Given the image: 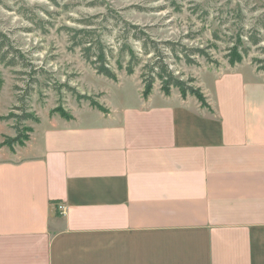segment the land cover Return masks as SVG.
I'll return each instance as SVG.
<instances>
[{
    "label": "crops",
    "instance_id": "obj_1",
    "mask_svg": "<svg viewBox=\"0 0 264 264\" xmlns=\"http://www.w3.org/2000/svg\"><path fill=\"white\" fill-rule=\"evenodd\" d=\"M207 71V105L137 80L107 112L37 111L14 150L3 120L0 264H264V73Z\"/></svg>",
    "mask_w": 264,
    "mask_h": 264
},
{
    "label": "rangeland",
    "instance_id": "obj_2",
    "mask_svg": "<svg viewBox=\"0 0 264 264\" xmlns=\"http://www.w3.org/2000/svg\"><path fill=\"white\" fill-rule=\"evenodd\" d=\"M57 1L61 6H58L54 0H0V30L12 38L15 45L22 49L34 63L36 69L46 71L37 76L40 79V85L36 83L33 85L34 91L29 99V107L36 115L37 111L44 113L49 110L51 113L56 106L70 113L73 107L90 103L84 99L79 101L67 87L57 91L58 85L61 84H68L81 94L94 95L98 101L102 96V91H106L110 99H115L116 96L126 92L132 95L137 93V88L140 87L138 86L139 81H142V65L136 66L135 73L132 75L125 70L118 71V80H123L121 84H118L97 74L85 60L79 48L74 51L69 48V37L63 26L77 27L79 23L76 20L89 15L107 13L108 6L120 11L126 20L145 27L148 34L156 40H182L192 47H207L210 43H215L217 48H211L210 52L214 59L219 61L218 65L208 62L202 56L197 57L199 64H187L185 61H175L173 58L167 59L176 74L185 79L191 75L195 78L196 76L207 78L210 75L207 71L209 68L230 65L226 58L227 49L232 45L231 37L241 23L237 12H231L232 9L238 8V5L241 6L245 15L242 23L247 25V29L256 26L257 22L264 18V0ZM92 1L99 2L91 5ZM65 4L70 5V8L65 10L63 8ZM197 5L208 10L209 15H205L202 10H197ZM21 8H27L28 12L35 13L36 19L44 22L45 28H40L35 22L28 20ZM215 33L219 35V40L215 39ZM109 41L113 44L112 38H109ZM245 41L247 45H251V52L236 65L246 64L257 67L253 59H264V52L259 48L264 47V40L259 46L252 45L247 37ZM19 70L21 68L18 66H6L0 61L1 115L6 113L9 105L6 114L11 112L14 104H18L14 86L16 84L20 87L27 85L26 81L20 79L23 76L17 74ZM261 72L264 73V71ZM157 83L160 84L159 81L155 84ZM2 121H0V134L8 131V126ZM31 121L33 120H28L26 125H29Z\"/></svg>",
    "mask_w": 264,
    "mask_h": 264
},
{
    "label": "trees",
    "instance_id": "obj_3",
    "mask_svg": "<svg viewBox=\"0 0 264 264\" xmlns=\"http://www.w3.org/2000/svg\"><path fill=\"white\" fill-rule=\"evenodd\" d=\"M54 2L61 6L57 0ZM98 2L92 1L90 4L96 5ZM102 4L104 3L102 2ZM237 7L231 12H237L241 23L236 27L237 31L231 37L232 45L227 49L226 54V58L232 66L241 63L251 52V45L246 44L245 37L255 46H259L260 42L264 40V18L259 20L256 26L247 29V25L242 23V20L245 19L242 8L240 5ZM63 8L69 9L70 5L65 4ZM196 9L209 15V11L204 10L201 5H197ZM21 11L28 20L35 22L40 28H45L44 22L36 19L35 13L28 12L27 8H21ZM76 22L79 23L77 27L63 26L69 37V48L71 51L79 48L85 60L97 74L118 81V71L125 70L129 75H132L135 73L136 66L142 65L141 77L145 98L151 94L155 83L159 81L166 95H170L173 88H179L183 96L195 95L203 105H207L202 89L194 85L196 78L191 75L185 79L177 75L167 59L173 58L175 61H185L187 64H199L197 57L202 56L208 62L218 65L219 61L214 59L210 52L211 48H217L215 43H210L207 47H192L186 45L182 40H156L151 34H148L145 27L126 20L120 11L109 6L107 13L89 15L76 20ZM109 38L113 39V44L108 42ZM215 39H220L216 33ZM259 48L264 52V47L260 46ZM0 61L6 66L20 67L21 70L17 71V74L23 76L20 79L26 81L27 84L25 87H20L17 84L14 86L18 104L12 106L9 114L0 117V120L14 121L13 127L16 135L6 136L3 142V145L14 150L16 144L22 145L30 138L33 129L28 127L26 122L28 120L38 121L37 115L29 107V99L34 91L33 85L35 83L40 85V79L37 76L46 73V71L36 69L34 63L22 49L18 48L12 38L2 30H0ZM253 63L257 65L258 70L264 71V59L254 58ZM24 68L27 70H23ZM58 86L57 91L67 87L79 101L88 100L93 107L104 112L108 111L96 99V96L81 94L68 84ZM55 112H59L66 118H71L70 113L62 110L60 106L51 110V114Z\"/></svg>",
    "mask_w": 264,
    "mask_h": 264
},
{
    "label": "built area",
    "instance_id": "obj_4",
    "mask_svg": "<svg viewBox=\"0 0 264 264\" xmlns=\"http://www.w3.org/2000/svg\"><path fill=\"white\" fill-rule=\"evenodd\" d=\"M59 208H60L61 210H63V209H64V206L60 204Z\"/></svg>",
    "mask_w": 264,
    "mask_h": 264
}]
</instances>
